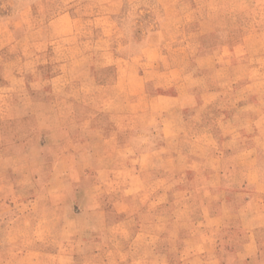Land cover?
I'll list each match as a JSON object with an SVG mask.
<instances>
[{"label":"rangeland","instance_id":"rangeland-1","mask_svg":"<svg viewBox=\"0 0 264 264\" xmlns=\"http://www.w3.org/2000/svg\"><path fill=\"white\" fill-rule=\"evenodd\" d=\"M259 116L264 0H0V264H237Z\"/></svg>","mask_w":264,"mask_h":264},{"label":"crops","instance_id":"crops-1","mask_svg":"<svg viewBox=\"0 0 264 264\" xmlns=\"http://www.w3.org/2000/svg\"><path fill=\"white\" fill-rule=\"evenodd\" d=\"M166 115V114H165ZM168 116V113H167ZM259 121H264V117H257L255 119V123ZM167 122V121H166ZM164 122V123H166ZM167 137V136H165ZM251 153L255 154L257 158V162L255 163L256 167V173L254 174H248L242 181L239 182H233L231 180H225L227 183L226 186L231 189H236L234 192L235 194V200H229L227 197L222 198L223 204H227L226 207H229L230 209L233 207V210H231V214L226 215L222 213L214 212V208H212L213 201H215V198L212 199L210 202L207 203V214H205V218L208 220H219L220 223H226L227 221H236L240 218H245V215H249L255 217L256 219H259L258 224L251 226L250 228H243L240 230H229V232H226V235H228V243L231 239L230 243H233V241L240 239V243H236L237 250H240L237 264H244V262L248 258H256V260L259 259V256L262 254V258L260 262H264V255L262 249L264 248V151L260 152L259 150L253 151V149H249ZM155 153L156 151H148L145 154H151ZM160 155L168 156L171 155V153H168V151L164 148H160L158 150ZM248 153V149L246 151ZM259 154V155H258ZM262 161V162H260ZM262 163V164H261ZM255 169H248L250 172ZM227 172L230 173V175H233L232 169L227 170ZM224 176V175H223ZM227 179V178H226ZM231 181V182H230ZM224 182V181H223ZM222 184V183H221ZM240 189V190H238ZM245 189V191L243 190ZM257 207L256 215H254V210L250 211L251 209H255ZM213 230V229H212ZM209 230V233H206L209 237L211 235L216 234L217 240L219 239L220 233L219 229L217 230ZM239 231V235L237 232ZM225 237V236H224ZM225 238L221 239L224 240ZM222 264H227V262H223Z\"/></svg>","mask_w":264,"mask_h":264}]
</instances>
